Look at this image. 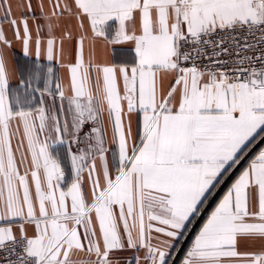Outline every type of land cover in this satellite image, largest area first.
<instances>
[{
    "label": "snow or ice",
    "instance_id": "obj_1",
    "mask_svg": "<svg viewBox=\"0 0 264 264\" xmlns=\"http://www.w3.org/2000/svg\"><path fill=\"white\" fill-rule=\"evenodd\" d=\"M262 142L264 0H0V264H264Z\"/></svg>",
    "mask_w": 264,
    "mask_h": 264
},
{
    "label": "crops",
    "instance_id": "obj_2",
    "mask_svg": "<svg viewBox=\"0 0 264 264\" xmlns=\"http://www.w3.org/2000/svg\"><path fill=\"white\" fill-rule=\"evenodd\" d=\"M34 3H35V0H34ZM29 23H30V26L31 25H33V22L30 20L29 21ZM57 36L59 37V33H57ZM71 47V41H68V40H65V42H64V48H65V50H66V52H67V50L69 49ZM16 48H17V50L19 49V46L18 45H16ZM106 50H105V48H104V46L102 45V44H100V43H98L97 44V49H96V55H97V59L98 60H102V59H104V52H105ZM88 58H89V56H88V50H87V43H86V52H85V62L87 63V61H88ZM60 71V73H61V75H64V70L63 69H60L59 70ZM167 85V81L165 82V86ZM121 87H122V85H121ZM133 129H134V132H135V115H133ZM262 143H264V142H262ZM260 146V145H259ZM259 148V147H258ZM255 151H258V149L257 150H255ZM255 154V152H253L251 155H254ZM251 155L247 158V159H250L251 158ZM247 159H246V161L244 162V163H246L247 162ZM243 163V164H244Z\"/></svg>",
    "mask_w": 264,
    "mask_h": 264
},
{
    "label": "built area",
    "instance_id": "obj_3",
    "mask_svg": "<svg viewBox=\"0 0 264 264\" xmlns=\"http://www.w3.org/2000/svg\"><path fill=\"white\" fill-rule=\"evenodd\" d=\"M258 147H259V145L257 146V148L253 149V152H255V150H257ZM253 152H252V153H253ZM252 153H250V155H251ZM250 155H249V156H250ZM246 159H247V158H246ZM244 162H245V161H244ZM244 162H242V164H243Z\"/></svg>",
    "mask_w": 264,
    "mask_h": 264
},
{
    "label": "trees",
    "instance_id": "obj_4",
    "mask_svg": "<svg viewBox=\"0 0 264 264\" xmlns=\"http://www.w3.org/2000/svg\"><path fill=\"white\" fill-rule=\"evenodd\" d=\"M243 165V164H242Z\"/></svg>",
    "mask_w": 264,
    "mask_h": 264
}]
</instances>
